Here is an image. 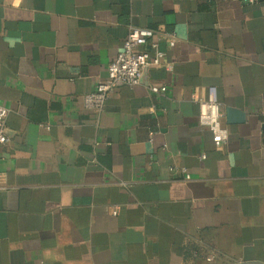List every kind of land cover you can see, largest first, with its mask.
<instances>
[{"label": "crops", "instance_id": "1", "mask_svg": "<svg viewBox=\"0 0 264 264\" xmlns=\"http://www.w3.org/2000/svg\"><path fill=\"white\" fill-rule=\"evenodd\" d=\"M132 27L175 43L84 108ZM0 105V264H264V0H0Z\"/></svg>", "mask_w": 264, "mask_h": 264}, {"label": "built area", "instance_id": "2", "mask_svg": "<svg viewBox=\"0 0 264 264\" xmlns=\"http://www.w3.org/2000/svg\"><path fill=\"white\" fill-rule=\"evenodd\" d=\"M169 47L175 43L174 37L167 33H155L152 29L132 27L122 42L120 49L110 59L106 67L105 78L98 82L94 89L82 98L84 108L100 111L115 87L119 85L134 86L141 79L142 72L147 67L162 65L164 52L160 42ZM143 44H149L151 52L142 49ZM152 92H163L165 87H150ZM198 104V121L213 134L214 144L219 146L228 138V133L220 124L221 111L216 89L208 87L207 96L203 99L193 97ZM7 110L0 105V145H4L9 136L6 130ZM213 263V257L206 259Z\"/></svg>", "mask_w": 264, "mask_h": 264}]
</instances>
